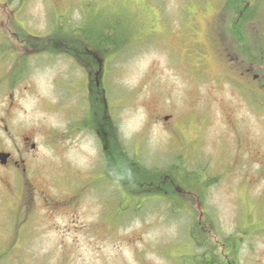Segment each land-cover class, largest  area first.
I'll return each mask as SVG.
<instances>
[{
	"label": "rangeland",
	"instance_id": "rangeland-1",
	"mask_svg": "<svg viewBox=\"0 0 264 264\" xmlns=\"http://www.w3.org/2000/svg\"><path fill=\"white\" fill-rule=\"evenodd\" d=\"M214 1L0 0L8 44L20 48L17 57L5 51L0 149L21 162L0 165V264H194L211 248L204 239L218 243L226 264H264L263 90L251 78L249 89L233 83L203 47L208 65L197 69L194 42L208 46ZM106 24L126 42L103 78L109 150L117 155L119 141L156 170L140 191L170 187L166 169L179 161L201 169L206 180L182 184L178 206L128 195L120 174L107 171L101 137L87 123L86 69L73 53L39 45L29 56L25 31L42 43L78 39L80 49L87 27ZM256 25L264 31V21L250 22V44L263 37ZM13 77L21 81L10 89Z\"/></svg>",
	"mask_w": 264,
	"mask_h": 264
},
{
	"label": "flooded vegetation",
	"instance_id": "flooded-vegetation-1",
	"mask_svg": "<svg viewBox=\"0 0 264 264\" xmlns=\"http://www.w3.org/2000/svg\"><path fill=\"white\" fill-rule=\"evenodd\" d=\"M215 3L216 5L214 4L212 6L211 18L206 20L208 29L206 30L205 35L208 41V46L204 45L201 42H198V40L194 42L195 53L198 52L197 55L201 56L197 60V62H200V65L197 67V69L203 70L205 72V69L208 65V63L206 62V60L208 59L204 56L205 50L207 53L214 56L216 64H218L224 72H228L229 78L235 79L233 83H236L238 81L237 83L241 86V88H244V90L249 89L248 82L250 81V78L252 79L251 82H259L263 90L260 93L263 97V99L261 100V104L264 105V31H262L261 28H258L256 25L257 29L260 31L258 34H262L263 37L262 39H260L261 37L258 36L259 38L257 37V40H254L255 43L252 42L250 44L248 36L250 22H254L256 20L264 21L263 16L259 17V14L261 12H264V0H217ZM0 20L1 24L3 23V26L5 27L3 29H0V60L3 61L2 65L6 67V69H1L0 90L2 92L9 89V87L3 85L5 79L9 81V61L7 59V54L5 53V51L11 48L13 52L17 53V57L20 48H18V46L16 45L8 44V22L5 20V23L2 18H0ZM54 46L55 45H49L48 50L42 51L52 55L54 51L53 48L50 47ZM202 47L204 48V50L202 49ZM84 48L85 49L80 51L82 54L86 52H94L88 46H85ZM33 49H35V51L37 50L34 45H31V48L29 47L28 52L33 53H29V56L39 55V53L34 52ZM70 52L71 51L67 53L70 59H74L75 57L74 60L78 62L76 59L79 60L80 55L73 54V57ZM92 56L95 58H92ZM92 56L90 58L88 54L89 60L92 63L98 61L101 66V63L102 61H104V59H102L98 55L96 56L92 54ZM23 66H25V63ZM81 66L83 69H86L85 71L87 75L88 92H98V90H95L94 87L91 86V81L96 79L97 87L100 86V84L98 83V79L102 78V73L100 75V69L98 68L99 70L95 71L94 67L87 69L85 66ZM236 70L238 72H235ZM98 72L99 76L97 75ZM20 81L21 80L18 81V79L15 80V77H13L10 89L13 88V84H18ZM234 118H236V116H234ZM7 128L8 126L6 125V129ZM24 139L28 144V136L24 137ZM14 145L15 149L19 151V154H24V150L20 148L21 146L19 144H15L14 142ZM32 147H35L34 143H32ZM2 152H9L11 155L5 161V163H2L3 155H0V165H15L17 167L20 166V159L14 157L15 151L0 149V154H2Z\"/></svg>",
	"mask_w": 264,
	"mask_h": 264
},
{
	"label": "trees",
	"instance_id": "trees-1",
	"mask_svg": "<svg viewBox=\"0 0 264 264\" xmlns=\"http://www.w3.org/2000/svg\"><path fill=\"white\" fill-rule=\"evenodd\" d=\"M83 27L85 28V26L83 25L81 29ZM87 29H88L87 32L83 33L84 41L87 44H90V46L93 47L96 51H101V50L105 51L104 56L102 57L105 60L108 57L111 58V56H113L115 52L119 51L123 46H125L126 42L125 40H123L122 33H119L118 31H116L115 33L113 31V27L110 26L109 24H106V26L102 27V29H100L99 31H93L92 28L89 29V27H87ZM27 33L28 32L25 33L26 37H28ZM120 36H121V39H120V42H118L117 39L120 38ZM30 37L33 38L35 43L45 42V41H42L41 38H36L32 35ZM48 41L49 40H47V43ZM60 43L61 42L58 41L57 38L56 39L54 38L53 40H51V42H49L48 45H55L54 47H50V48H53V50L57 49V51H59V48H62L60 50L64 52H66L67 50L69 51L71 50L73 53H76L77 51H79L76 48L78 44L77 40L74 42H69V43L67 42V44H60ZM40 46L44 47V45H40ZM84 60H85L84 66L87 69H90L91 67H95V66L97 68H100V63L98 61H95L94 63H92L89 60V57H86ZM102 101H103L102 98L101 97L99 98L96 95L94 96V99L93 97H91L92 105H91V110H90V115H89L91 119L89 118V120H87V123L90 124V126H92V129L97 133V135L101 137L99 138V140L103 144L104 154L107 159V167H109L107 168V171L110 172L111 174H114V172L115 173L118 172L120 174V178L118 179L120 184L125 183L127 186H129L124 191L126 194L135 195V196L138 195V196H142L143 198H148V197L149 198H152V197L160 198L162 196L163 197L167 196L165 198L171 204H173V206L175 205L178 206L181 203H178V200L180 199H178L177 196L184 197L181 195V193L183 194V191H182L183 187L181 186L182 184H188L189 186H192V185H197V182L201 180H206L207 176L204 179H202V177L199 175V172L201 169H198L197 171L192 172L190 169L188 170L185 165H183L184 167H182L181 166L182 164L179 161L178 164H175V166L170 165L166 169V171H170L174 173V175H172V177L168 179V185L170 187L164 188V189L159 188V189H154V190H149V191L142 189V191H140V188L138 187L139 184L147 186L148 184L150 185L151 182L154 183L153 177L156 175V170L154 168H148L144 166L140 161L129 156L119 141L118 143L114 141V143H116L115 145L118 148L116 150L117 151L119 150L117 155H115L114 151L112 153L109 150V139H108L109 130H108L107 125H109L110 128L114 129V122L113 120L110 121L111 123L108 122V117L103 113V111H105V104L102 105V103H104V101L103 102ZM97 112L100 113L99 118L96 117ZM111 140H113L112 137H111ZM180 176H182V178ZM151 179L153 181L150 182ZM130 191H132L133 193H130ZM207 244L210 245L211 248L209 247L210 249L208 248L207 250L202 251L201 254L198 255L199 258L198 257L194 258V264H197L196 262H198V264H226L225 258L223 257L222 253L218 251L219 250L218 243L216 244V247H215L209 244L208 239H204L201 246L204 247Z\"/></svg>",
	"mask_w": 264,
	"mask_h": 264
},
{
	"label": "water",
	"instance_id": "water-1",
	"mask_svg": "<svg viewBox=\"0 0 264 264\" xmlns=\"http://www.w3.org/2000/svg\"><path fill=\"white\" fill-rule=\"evenodd\" d=\"M9 156V154H6V157H8Z\"/></svg>",
	"mask_w": 264,
	"mask_h": 264
}]
</instances>
